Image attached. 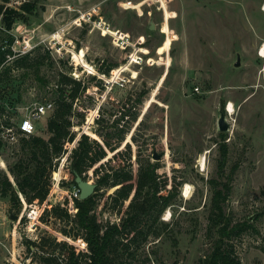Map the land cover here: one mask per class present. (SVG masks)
I'll use <instances>...</instances> for the list:
<instances>
[{
  "label": "rangeland",
  "instance_id": "rangeland-1",
  "mask_svg": "<svg viewBox=\"0 0 264 264\" xmlns=\"http://www.w3.org/2000/svg\"><path fill=\"white\" fill-rule=\"evenodd\" d=\"M27 2L31 12L21 10ZM5 14L12 19L10 28ZM10 32L21 47L28 42L35 49L27 67H12L0 80V105L9 116L5 127L13 131L0 150V172L11 182L8 166L21 156L22 137L29 135L20 132L18 121L37 104L51 101L54 107L57 73L88 88L74 101L75 138L52 172L45 199L28 204L19 193L17 212L4 198L9 217L17 219H11L14 239L1 245L0 264H37L23 239L51 236L85 250L82 241L63 235V223L44 210L59 203L73 212L71 149L81 133L93 137L101 123L121 112L126 113L123 125L131 114L137 118L117 149L118 159L125 168L130 163L133 172L140 163H158V179H167V188L177 187L147 240L131 244L135 257L126 262L200 264L217 239L209 229L213 196L229 189L222 201L226 217L231 225H251L228 241L233 254L240 264H264V0H0L1 44ZM108 67V75L100 72ZM230 103L231 114L226 111ZM220 109L225 131L218 128ZM51 111L35 120L33 134L48 137ZM86 179L94 182L92 169ZM185 184L188 196L183 195ZM113 192L109 186L95 194L101 223H120L125 213L128 201L118 212L109 198Z\"/></svg>",
  "mask_w": 264,
  "mask_h": 264
},
{
  "label": "trees",
  "instance_id": "trees-1",
  "mask_svg": "<svg viewBox=\"0 0 264 264\" xmlns=\"http://www.w3.org/2000/svg\"><path fill=\"white\" fill-rule=\"evenodd\" d=\"M32 8L30 2L21 6L22 11L31 12ZM4 21L7 28H10L12 19L9 15H4ZM8 40L12 42L13 37ZM37 49H40V46ZM34 50L8 59L7 54L11 55L12 51L10 48L2 49L0 42V80L5 78L12 67L17 69L27 67ZM36 64L40 66L41 63L36 61ZM110 68L99 70L108 75ZM87 88L86 83L82 84L81 80L59 71L54 107L46 120L48 137L38 134L22 137V154L8 166L13 181L11 182L5 172H0V198H7L12 204L11 207L17 206V212L21 205L19 193L28 204L35 200L43 201L49 193L52 172L67 152L66 144L71 143L75 138V133L71 130L74 101ZM6 111L7 108L0 105V129L1 126L9 124ZM124 116L126 113L121 112L119 117L106 119L105 124H102L99 118L96 119L98 124L101 123L100 129L94 131L97 136L94 133H91L93 137L81 133L71 149L69 182L76 187L74 172L86 179L87 172L92 169L95 176V193L84 200L73 198L72 213L59 203L51 206L49 210L47 208L44 210V213H51L55 219L63 223L64 227L60 229L63 235L74 241H82L85 250L81 251L73 243L56 240V237L51 236H42L39 240L23 239V245L35 255L37 264H129L126 259L135 257L134 251H131V244L143 243L147 240L151 228L159 221L161 213L176 195L175 183L171 188H167L168 180L158 179V163H140L137 171L133 172L130 163H128L129 167L125 168V164L118 159L117 149L126 133L130 131L137 113L130 115V121L126 125L120 123ZM81 117L83 118L84 115L81 114ZM87 120L90 123L92 116ZM4 145L5 141L0 137V150ZM108 151L113 152L109 157ZM121 154L123 155L124 152ZM128 156H130L129 152ZM126 158L129 159L127 156ZM114 160H117V163L112 165L111 162ZM109 186L114 187V192L108 197L110 196V200L118 204V212L121 211L123 202L128 201L120 223H110V221L101 223L95 212L96 192ZM228 192L229 189H226L221 196L222 192L217 191L213 196L209 229L214 230L217 239L208 257L201 260L200 264H240L239 259L233 254V245L228 241L251 225L247 222L231 225V219L226 217L222 206V201L225 200L223 198ZM167 224L164 221L160 222L162 226Z\"/></svg>",
  "mask_w": 264,
  "mask_h": 264
},
{
  "label": "built area",
  "instance_id": "built-area-1",
  "mask_svg": "<svg viewBox=\"0 0 264 264\" xmlns=\"http://www.w3.org/2000/svg\"><path fill=\"white\" fill-rule=\"evenodd\" d=\"M19 2H21V1H19ZM9 34L11 37H13L12 42H9V40H5V43H2V49L10 48V50L12 51L11 55L7 54L8 59H10L11 57H14L17 54L25 53L28 50H30V45L28 42H26L21 47V45H19L20 41H19V38L17 37V35L12 33V32H10ZM195 89L197 90L198 88L195 87ZM52 109H53V102H51V101H46L44 103H40V104L35 105L28 116H24L18 121V129L22 133L33 134L36 130L35 120L37 118H40V117L48 114ZM226 111H227V106H226ZM1 128L2 129L0 130V137L4 141H10L13 137L12 128L11 127H5V126H1ZM73 195H74V197H72V195L70 196V198L72 200L75 197L79 198V190L76 187H75V191L73 192ZM21 198H22V196H21ZM70 207L74 210L73 204Z\"/></svg>",
  "mask_w": 264,
  "mask_h": 264
},
{
  "label": "water",
  "instance_id": "water-1",
  "mask_svg": "<svg viewBox=\"0 0 264 264\" xmlns=\"http://www.w3.org/2000/svg\"><path fill=\"white\" fill-rule=\"evenodd\" d=\"M235 65H239V58L237 57V60L235 62ZM218 128L220 131H225L228 128V124L226 122L225 113L223 109H220L219 111V117H218ZM154 159H159V155H157L155 152L153 153ZM74 181L76 183V187L79 190V199L84 200L91 196L95 192L96 184L94 182H90L89 180L83 178L79 173L76 171L74 172ZM10 219H17V215H10Z\"/></svg>",
  "mask_w": 264,
  "mask_h": 264
},
{
  "label": "crops",
  "instance_id": "crops-1",
  "mask_svg": "<svg viewBox=\"0 0 264 264\" xmlns=\"http://www.w3.org/2000/svg\"><path fill=\"white\" fill-rule=\"evenodd\" d=\"M8 207L7 200L0 198V251L1 245H4L7 240L14 239L16 233V225L13 224L7 213Z\"/></svg>",
  "mask_w": 264,
  "mask_h": 264
},
{
  "label": "bare ground",
  "instance_id": "bare-ground-1",
  "mask_svg": "<svg viewBox=\"0 0 264 264\" xmlns=\"http://www.w3.org/2000/svg\"><path fill=\"white\" fill-rule=\"evenodd\" d=\"M260 54L261 56H264V46L261 47L260 50ZM233 109H232V104L230 103L229 106H227V112H229L230 114L232 113ZM200 164L204 167L205 165V160L204 158L201 157L200 159ZM190 193V186L189 184H185V186L183 187V195L184 196H188Z\"/></svg>",
  "mask_w": 264,
  "mask_h": 264
}]
</instances>
